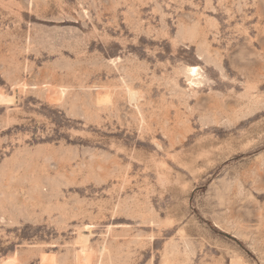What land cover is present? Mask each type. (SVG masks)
<instances>
[{"label":"rangeland","instance_id":"1","mask_svg":"<svg viewBox=\"0 0 264 264\" xmlns=\"http://www.w3.org/2000/svg\"><path fill=\"white\" fill-rule=\"evenodd\" d=\"M81 248L264 264V0H0V264Z\"/></svg>","mask_w":264,"mask_h":264},{"label":"bare ground","instance_id":"2","mask_svg":"<svg viewBox=\"0 0 264 264\" xmlns=\"http://www.w3.org/2000/svg\"><path fill=\"white\" fill-rule=\"evenodd\" d=\"M62 92H54V91H50V96L56 97V96H61ZM2 97V96H1ZM2 99V98H1ZM105 100L101 98V101ZM91 252L87 251L85 248H81V250H79V252H77L75 258H76V262L78 264H89L90 263V259H91ZM3 264H15L14 261L12 259H9L7 261H4ZM40 264H55L54 262V258L53 255L50 254H45L43 253L41 255V262Z\"/></svg>","mask_w":264,"mask_h":264}]
</instances>
